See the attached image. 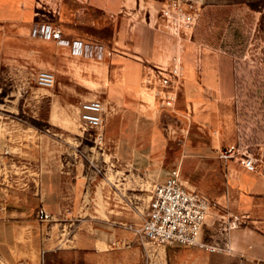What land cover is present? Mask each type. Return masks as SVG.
<instances>
[{
	"label": "rangeland",
	"instance_id": "obj_1",
	"mask_svg": "<svg viewBox=\"0 0 264 264\" xmlns=\"http://www.w3.org/2000/svg\"><path fill=\"white\" fill-rule=\"evenodd\" d=\"M175 2L200 11L193 28L163 16V8ZM20 4L33 5L0 0ZM34 5L37 21L63 24L73 11L66 6L79 5L75 24L100 29L88 38L111 54L96 59L64 49L54 68H45L46 57L38 65L22 54L0 57V245L13 252L33 250L42 236L72 233L83 221L107 228L140 225L154 186L175 166L188 186L215 201L225 190L219 178L226 162L245 165L252 153L254 171L264 173V0H34ZM81 5H105L93 14L105 25L83 21ZM15 33L17 27L0 25V36ZM37 47L55 51L51 40ZM176 63L181 75L169 88L174 102L161 105L148 87L149 71ZM43 69L54 71L53 86L36 82ZM95 98L105 106L101 129L82 121L79 112L82 101ZM218 208L231 220L227 207L217 202L212 210ZM42 209L49 216L41 217ZM238 214L244 219L239 225L246 223L247 215ZM258 225L264 238V221ZM221 231H214L222 237L218 241ZM204 238L214 240L207 228ZM137 243V264H205L208 256L212 264H229L222 250L163 247L139 235ZM34 259L17 260L39 263ZM247 261L264 264V258Z\"/></svg>",
	"mask_w": 264,
	"mask_h": 264
},
{
	"label": "crops",
	"instance_id": "obj_2",
	"mask_svg": "<svg viewBox=\"0 0 264 264\" xmlns=\"http://www.w3.org/2000/svg\"><path fill=\"white\" fill-rule=\"evenodd\" d=\"M29 2L33 5H0V25L17 27V33L0 36L1 60L5 58L4 55L6 58L7 56L10 58L11 54H22L27 57L26 62L30 65H38L41 63L40 60L38 63V59L46 57L48 63L44 64L45 68L58 67L62 59H59L61 57L59 56L60 50L69 49L70 52V48L58 44L55 40L41 39L31 34L33 24L37 21L36 7L38 5H34V0H29ZM78 6L76 8L74 5L66 6V10L73 7L71 13L67 12V15H71V20L66 19L64 24L56 20L54 22L63 31L87 35L83 37L71 35L72 38L93 41L88 36L100 34L101 30L94 27L84 29L75 24L77 22L75 9L78 10ZM81 9L83 21L85 20L87 24L105 25L104 20L100 21L99 17L95 19L93 15L95 11H103L105 5H81ZM42 40L54 41L55 51L45 52L37 47ZM225 170L224 176L219 178L223 182L225 190L217 197L216 201L220 208L227 207L230 215L234 212L245 213L248 217L247 222L237 227H229L230 216L218 208V210H211L208 213L204 230L207 228L210 235L214 237V240L209 239L210 242L219 243L222 247L221 250L229 253V264H245L251 258L253 261L257 257L264 258V238L257 234L258 223L264 221V173L249 170L242 163L235 162H226ZM203 185L207 184L204 182ZM219 216L227 219L217 222L216 219L221 218ZM222 228L227 231H221L225 230ZM216 230L223 232L222 241L215 238L219 236L214 234ZM137 246V235L128 227L109 226L107 228L100 224L83 221L72 233L56 236L50 232V234L42 236L37 248L33 250L21 247L13 252L10 251V248L0 245V253L7 264L22 257L35 258L34 260L39 258V263L43 264H117L116 262L121 264L122 259L124 264H137ZM195 249L199 250V248ZM207 258L205 264H212L213 260L209 256Z\"/></svg>",
	"mask_w": 264,
	"mask_h": 264
},
{
	"label": "built area",
	"instance_id": "obj_3",
	"mask_svg": "<svg viewBox=\"0 0 264 264\" xmlns=\"http://www.w3.org/2000/svg\"><path fill=\"white\" fill-rule=\"evenodd\" d=\"M191 6V8H188L186 5L175 2L166 5L162 14L168 20L178 21L193 28L199 18L200 11L197 7ZM31 34L35 37L52 39L60 45L68 46L72 55L103 59L107 54H111V50H107L102 43L85 41L66 35L63 29L54 21H36L31 29ZM149 74L148 87L152 89L160 104H172L174 96L169 88L179 79L181 65L176 63L169 68L158 67V70L149 71ZM36 82L43 87L53 86L55 83L54 71L49 69L40 70L36 76ZM79 112L82 121L86 124L98 129L103 128L105 124V106L100 99L82 101ZM248 157L244 160L245 166L253 171L258 169L254 155L249 153ZM216 203L217 201L211 199L203 190L188 186L182 178L180 167L175 166L169 169L163 181L154 186L140 225H130V229L136 235L163 247L178 244L210 251L221 250L220 245L204 238L207 215ZM44 216H49V213L42 209L41 217ZM231 217L229 223L231 227L244 221L243 216L238 213H232ZM0 264H7L1 253ZM9 264L36 263L28 260H17Z\"/></svg>",
	"mask_w": 264,
	"mask_h": 264
},
{
	"label": "trees",
	"instance_id": "obj_4",
	"mask_svg": "<svg viewBox=\"0 0 264 264\" xmlns=\"http://www.w3.org/2000/svg\"><path fill=\"white\" fill-rule=\"evenodd\" d=\"M250 150H251V148H250ZM252 151V150H251ZM45 254H46V252H45Z\"/></svg>",
	"mask_w": 264,
	"mask_h": 264
}]
</instances>
